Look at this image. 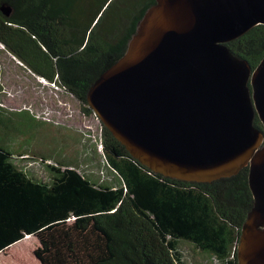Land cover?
Listing matches in <instances>:
<instances>
[{"label":"trees","instance_id":"16d2710c","mask_svg":"<svg viewBox=\"0 0 264 264\" xmlns=\"http://www.w3.org/2000/svg\"><path fill=\"white\" fill-rule=\"evenodd\" d=\"M155 2L0 0V43L97 118L89 90L124 55ZM227 46L254 70L264 58V25ZM0 112L6 130L39 125L29 111L9 117ZM255 125L264 131L258 116ZM100 126L101 153L116 175L112 183L93 180L65 159L56 165L43 160L51 178L39 180L0 146V253L35 236L42 264H184L180 245L189 242L215 264H238L241 229L254 205L249 167L212 182L166 177L142 165Z\"/></svg>","mask_w":264,"mask_h":264},{"label":"water","instance_id":"95a60500","mask_svg":"<svg viewBox=\"0 0 264 264\" xmlns=\"http://www.w3.org/2000/svg\"><path fill=\"white\" fill-rule=\"evenodd\" d=\"M258 25L264 0H156L87 96L114 137L153 172L212 182L249 167L254 205L238 264H264V131L255 125L258 116L264 127V58L253 70L227 43Z\"/></svg>","mask_w":264,"mask_h":264},{"label":"rangeland","instance_id":"374dc122","mask_svg":"<svg viewBox=\"0 0 264 264\" xmlns=\"http://www.w3.org/2000/svg\"><path fill=\"white\" fill-rule=\"evenodd\" d=\"M0 108L7 117L29 111L39 123L33 130L0 126V139L5 137L0 146L12 150L17 165L30 176L49 181L51 174L43 160L56 165L65 159L95 181L114 182L116 175L101 153L100 121L94 115L86 116L83 106L66 91L32 74L2 43ZM92 142L99 145V151ZM39 245L38 238L31 236L15 243L0 253V264H41L35 256ZM180 247L184 264H215L189 242H182Z\"/></svg>","mask_w":264,"mask_h":264},{"label":"built area","instance_id":"2783aa9c","mask_svg":"<svg viewBox=\"0 0 264 264\" xmlns=\"http://www.w3.org/2000/svg\"><path fill=\"white\" fill-rule=\"evenodd\" d=\"M97 116V115H96ZM97 119L100 121V122H102L100 119H99V117L97 116Z\"/></svg>","mask_w":264,"mask_h":264},{"label":"crops","instance_id":"0c3cea01","mask_svg":"<svg viewBox=\"0 0 264 264\" xmlns=\"http://www.w3.org/2000/svg\"><path fill=\"white\" fill-rule=\"evenodd\" d=\"M30 237V236H29ZM31 237H34V238H36L35 236H31Z\"/></svg>","mask_w":264,"mask_h":264},{"label":"bare ground","instance_id":"6f19581e","mask_svg":"<svg viewBox=\"0 0 264 264\" xmlns=\"http://www.w3.org/2000/svg\"><path fill=\"white\" fill-rule=\"evenodd\" d=\"M26 238H29V236H27ZM26 238H25V239H26Z\"/></svg>","mask_w":264,"mask_h":264}]
</instances>
